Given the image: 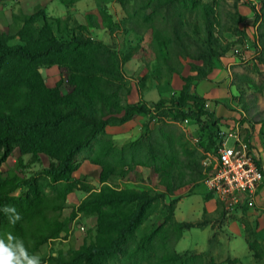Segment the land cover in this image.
I'll list each match as a JSON object with an SVG mask.
<instances>
[{
	"label": "trees",
	"instance_id": "trees-1",
	"mask_svg": "<svg viewBox=\"0 0 264 264\" xmlns=\"http://www.w3.org/2000/svg\"><path fill=\"white\" fill-rule=\"evenodd\" d=\"M60 1L66 5L75 2ZM127 2L117 0L124 9ZM182 2L188 3L191 9L200 4L203 33L200 35L193 29L200 37L191 39L187 30L192 25L198 29L197 19L188 16L187 12L176 13L172 24L175 38L182 42L187 37L186 50L190 51L189 43L192 44L191 52L197 51L193 56L201 59L203 64L193 69L195 75L182 77L183 85L177 92L179 100L161 98L151 103L156 109L162 108L161 114L170 113L174 119L191 114L189 108L186 113L182 111L188 102L198 109L195 116L208 111L206 107L202 108L206 99L192 92L193 85L207 79L215 60L225 52L222 49L219 54L215 49L218 47L214 37L217 19L212 4L195 0H146V7L151 17L161 10L167 14L179 12ZM253 16L264 23V0L260 13L254 11ZM17 18L22 22L15 32L17 42L9 44L13 37L0 35V243L13 253L14 264L33 262L38 248L67 232L70 220L77 213L96 215L95 241L67 253L60 252L50 257L46 264L195 263L201 256L177 252L168 243L169 231L175 226L180 229L202 227L207 220L179 222L173 217L174 205L166 204L164 199L203 178L205 168L198 151L186 148L180 151L178 146L182 142L179 145L162 129L149 131L132 146L123 149L114 146L111 140L101 138L107 125L121 124L134 115L151 112L144 101L122 102V96L128 94L129 88L114 44L83 32L61 37L59 18L47 16L39 5L31 14H20ZM92 18L88 16V24L95 27ZM243 20L239 17L234 22L237 26ZM102 24L109 33L118 26L106 14L102 15ZM80 26L87 31L86 25ZM184 27L186 31H183ZM259 32L263 45L264 28L260 27ZM52 66L65 69L66 78L49 87L39 69ZM63 84L71 88L68 93H62ZM165 103L171 107L163 109ZM172 109L177 115L171 113ZM14 149L20 154L43 153L56 163L38 177L5 174L1 166ZM82 152L89 162L100 166L99 189L73 178L79 166L76 157ZM138 165L152 168L164 190L119 188L107 182L109 177H122L130 167ZM20 187L26 191L13 196ZM45 188L52 193L45 192ZM75 189L83 191L85 197L75 213L62 219L61 210L67 195ZM131 204L135 205L134 209L122 215V210ZM160 205L168 212L164 222L138 235V229L160 209ZM248 247L252 249L249 243Z\"/></svg>",
	"mask_w": 264,
	"mask_h": 264
},
{
	"label": "rangeland",
	"instance_id": "rangeland-1",
	"mask_svg": "<svg viewBox=\"0 0 264 264\" xmlns=\"http://www.w3.org/2000/svg\"><path fill=\"white\" fill-rule=\"evenodd\" d=\"M8 1L0 0V4L4 9H7ZM195 1L197 3L212 4L217 19V24L214 25V37L218 41V47L215 49L217 53L225 49V52H222L219 58L230 55L236 57L238 62L231 68L232 83L234 85L231 105L236 112L233 120L235 122L240 120L239 136L244 139H249L252 136L257 138L262 153H264V44L261 43L259 32L260 27L261 29L264 28V23L262 24L261 19L256 20L253 16L254 11L260 13L262 0ZM189 6L188 3L182 2L179 5V12H168L167 14V11L161 10L158 13L154 12L155 14L151 17H149L150 10L146 7V0H128L125 9L121 8L123 17L121 20L113 21L118 26H115L112 33L107 30L109 35H104L105 40L107 39L105 42L114 44L119 54L121 69L129 88L128 94L145 90V99L152 100L151 103L158 102L161 99H158V93H176L170 83L174 76L182 79V77H186L182 75H188L189 73L195 75L196 71H193V69L202 66V60L193 56L194 53L197 54V51L191 52L192 44L189 43L191 45L190 51L186 50L185 45H187L188 38L186 37L181 42L174 35L173 18L176 13L182 15L186 12L190 14L188 16L197 19L198 23V29L192 25V28L187 30L189 37L197 39L203 33L200 4L192 9L188 8ZM10 7L11 9L16 8ZM102 13L104 14L103 11L99 13L101 19ZM18 15L20 14H13L9 23L6 20L0 22V35L13 37L9 44L17 42V39L14 38L17 31L15 28L16 26L20 27L22 23L20 19H16ZM239 17H243L244 20L236 26L234 19ZM93 21L98 23L97 18H94ZM86 22L88 24V18ZM51 23L55 22L51 21ZM58 23L59 29L63 31L61 37L83 32V34H89L94 39L103 40L101 38L102 34L97 36L88 31L84 32L80 26L82 24L75 17L65 16L59 18ZM100 24L98 23V27L102 30L103 24ZM182 29L186 31L185 27ZM193 29L198 30L200 35L194 33ZM39 70L49 87L54 86L60 79L64 80L66 78L65 69H59L56 66ZM70 89L69 86L62 85V93H68ZM128 94L122 96V102L128 103ZM169 98H171V101L180 99L179 94H171ZM151 103H146L151 112L134 115L128 120L129 122L107 125L101 134V138L109 139L114 146L123 149L132 146L149 131L158 132L162 129L169 133L176 143L182 142L178 146L180 151H183L184 148L196 149L201 164L205 168L203 171L208 170V167L213 164L217 149L223 142L220 139V131H225L224 129L229 125L231 126L233 122L231 121L229 124L227 121L220 122L219 119L214 118L211 112L205 110L202 114L195 116L198 114V109L192 107L190 102L184 106L182 111L186 113L189 108L191 114L174 119L169 116L170 113L167 115L161 114L162 108L156 109V106ZM205 105L204 103L202 108H205ZM162 107L167 109L171 105L165 103ZM171 113L177 115L174 109ZM187 118L188 121L185 122ZM247 143L251 144L250 142ZM76 160L79 166L75 171V175L73 174V178L85 181L95 189H99L101 186L98 179L100 166L89 162L83 152L77 155ZM55 163L54 159L43 153L20 154L18 149H14L2 164L1 169L5 174H16L20 178L38 177L44 169ZM107 182L119 188H136L154 192L164 190V187L159 184L158 176L153 169L141 165L130 167L127 174L122 177H109ZM183 187L172 196H166L164 199L166 204L174 205L173 217L179 222L194 220L196 213L192 209L199 206L205 190L209 191V194L212 193L207 184L204 183L203 178L191 188ZM25 191L24 187H20L12 195L19 196ZM44 191L52 193L48 188H45ZM69 194L70 198H68ZM69 194L61 210L62 219H67L72 213H75L77 205L85 196V193L78 189ZM219 202L220 211L208 214L204 209L200 215V219L205 218L207 223L211 222L214 232H212L209 240L207 239L208 228L194 227L188 230L175 226L169 231L168 243L179 253L188 254V256H201L195 259V263L189 262L190 264H264V224L257 220L262 215L255 213V215L251 214L249 216L244 209L229 211L225 208L222 200ZM134 206V204L129 205L122 210L121 214H129ZM167 214V210L160 205V209L138 229V235L146 233L154 225L163 223ZM237 214H240L241 217L239 216V218L242 221L249 217V220L244 222L243 229L247 244L249 243L252 249L249 251L241 234H234L235 237H232L230 244V253L240 259H233L226 254L225 245L226 239L233 235L229 232L237 233L238 226L236 227V224H233L231 228H228V226H225L224 221ZM96 221V215L94 214L77 213L70 220L67 232L61 233L58 238L49 239L38 248L35 253L36 259L33 262L19 264H46L50 257L56 256L60 252L67 253L83 245L93 243L96 238ZM169 222L170 220L167 221L166 225ZM219 236L223 237L224 240L220 241ZM207 240L208 247L206 250L202 252L194 251V249H204L207 246Z\"/></svg>",
	"mask_w": 264,
	"mask_h": 264
},
{
	"label": "crops",
	"instance_id": "crops-1",
	"mask_svg": "<svg viewBox=\"0 0 264 264\" xmlns=\"http://www.w3.org/2000/svg\"><path fill=\"white\" fill-rule=\"evenodd\" d=\"M8 3L9 5L7 9H4V7L0 4V15L2 14L0 16V22L1 20L2 21L6 20L7 23L11 22V18L13 14L29 15L34 11L35 6L39 5L49 17L64 18L65 16H70L77 18L80 24L87 26V31L89 33L96 34L97 36H100V34H102L101 38H103L102 40L103 42L107 40V39L105 40V35H109V33L107 32V29L104 26L102 30L99 29L98 27V23L100 24V22H102V19L99 17L100 11H103L104 14H106L111 18L112 21L121 20V18L123 17V11L121 10L120 5L117 3V0H76L72 4H68V5L64 4L60 0H9ZM10 6L16 8L11 9ZM89 15L93 16L94 18H97L98 23H96L95 27L89 26V24H87L86 21ZM101 15H103V13ZM16 19L19 20L18 18ZM18 28L19 26H16L15 29L17 30ZM237 63L238 62L236 57H232L230 55H225L219 58V60H215L214 66L211 72L208 74L207 79L197 81L196 83H194L192 90V92H195L199 96L204 97L206 99L205 102L206 109L213 114L214 118L219 119L220 122L227 121L228 124L231 121H233L236 114V112L232 108L233 106L231 105V99H232L231 97H232V93H234L231 68L232 66H235ZM188 75H194V73H189ZM188 75H182V76H188ZM170 83L171 86L174 88V92L176 93H158V99L160 98L167 99L170 97L171 94H175V95L178 94L177 92L180 91L183 85L182 79L175 76L172 78ZM144 91L145 90H140L138 91V93H133V92L129 93L127 97V102L130 104H135L140 101L151 103L152 100L145 99ZM250 139L255 140L257 146L258 147L260 146L259 140L257 138L252 136L250 137ZM261 157L262 160L264 161V153H262V150H261ZM73 174L75 175V172ZM192 186L194 185H186L185 187L191 188ZM202 195L203 196L199 202L200 203L199 206L198 207L196 206L192 209L194 210V213H196V217L194 218V220H190V221L199 220L200 215L204 209L208 214H214L216 211H220V206L218 204L220 199L215 193L209 194V191L205 190V192ZM68 198H70V194L68 195ZM237 209H244L247 212V215L249 216L251 214L255 215V213L258 215L261 214L262 216L258 217L259 219L257 220H259L261 224H264V187H261L258 192L256 198V206L254 208H237ZM239 216L240 214H237L236 216H232L231 219L227 218L224 221L225 226H228V228H231L233 224H236V227L238 226L237 233L229 232V234L231 233L233 235L230 238L226 239V245H225L226 254L233 259L238 257L230 253V244L232 242V237H235L234 234L235 235L241 234L246 241V236L243 226H245L244 222H247V220H249L248 217L244 219V221H242L241 218H239ZM201 228H208L209 231H208L207 239L209 240L212 232H214L211 222L207 223ZM221 236H219V240L223 241L224 239L223 237L221 238ZM208 240H207V246L204 249H194V251L197 250L199 252H202L206 250L208 247ZM248 249L249 251L251 250L249 247Z\"/></svg>",
	"mask_w": 264,
	"mask_h": 264
},
{
	"label": "built area",
	"instance_id": "built-area-1",
	"mask_svg": "<svg viewBox=\"0 0 264 264\" xmlns=\"http://www.w3.org/2000/svg\"><path fill=\"white\" fill-rule=\"evenodd\" d=\"M257 8V7H256ZM188 118L185 119V122ZM220 131L222 144L217 149L218 164L203 171V181L219 199H228L227 210L254 208L261 187H264V161L261 146L255 140L239 136L240 120ZM242 142L251 143V151H242ZM264 145V142H263Z\"/></svg>",
	"mask_w": 264,
	"mask_h": 264
},
{
	"label": "clouds",
	"instance_id": "clouds-1",
	"mask_svg": "<svg viewBox=\"0 0 264 264\" xmlns=\"http://www.w3.org/2000/svg\"><path fill=\"white\" fill-rule=\"evenodd\" d=\"M0 264H14L13 253L3 243H0Z\"/></svg>",
	"mask_w": 264,
	"mask_h": 264
},
{
	"label": "bare ground",
	"instance_id": "bare-ground-1",
	"mask_svg": "<svg viewBox=\"0 0 264 264\" xmlns=\"http://www.w3.org/2000/svg\"><path fill=\"white\" fill-rule=\"evenodd\" d=\"M242 151H251V144L247 142H242ZM212 161V160H211ZM218 164V155L216 152L215 158L213 159V164L212 165H217ZM208 167V166H207ZM225 206V208L228 206V199H221Z\"/></svg>",
	"mask_w": 264,
	"mask_h": 264
}]
</instances>
